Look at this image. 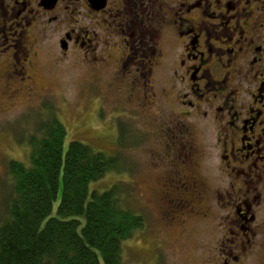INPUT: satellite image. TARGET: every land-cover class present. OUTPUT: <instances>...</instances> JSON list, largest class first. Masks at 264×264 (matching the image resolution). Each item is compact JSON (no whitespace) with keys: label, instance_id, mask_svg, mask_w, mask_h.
<instances>
[{"label":"flooded vegetation","instance_id":"obj_1","mask_svg":"<svg viewBox=\"0 0 264 264\" xmlns=\"http://www.w3.org/2000/svg\"><path fill=\"white\" fill-rule=\"evenodd\" d=\"M69 56L131 105L114 133L146 160L153 231L264 264V0H0L1 112L39 105L37 75Z\"/></svg>","mask_w":264,"mask_h":264},{"label":"trees","instance_id":"obj_2","mask_svg":"<svg viewBox=\"0 0 264 264\" xmlns=\"http://www.w3.org/2000/svg\"><path fill=\"white\" fill-rule=\"evenodd\" d=\"M40 129L26 133L28 164H7L11 192L0 223V264H125L122 241L142 220L123 206L118 183L102 192L91 188L118 158L78 140L64 149L67 132L55 116Z\"/></svg>","mask_w":264,"mask_h":264},{"label":"rangeland","instance_id":"obj_3","mask_svg":"<svg viewBox=\"0 0 264 264\" xmlns=\"http://www.w3.org/2000/svg\"><path fill=\"white\" fill-rule=\"evenodd\" d=\"M60 34L61 31L47 32L52 45ZM108 78L106 74L85 71L80 59L73 60L69 56L59 65L37 75L38 83L46 89L39 105L25 107L20 115V100L17 98L13 109L8 112L0 111V223L5 215L6 199L11 192L8 162L18 160L28 164L30 150L27 143L29 136L26 133L40 134V127L55 116L67 132L64 149L69 141L78 140L93 150L118 158L115 170L109 169L104 177L91 184V188L102 192L118 183L123 206L141 215H138L142 220L141 227L122 241V259L125 264H211L207 237L198 232L197 239L195 236L187 237L178 229L156 233L150 227V212L155 213L158 218L162 216L150 211V208L148 210L142 207L145 206V180L151 174L145 170L147 164L144 156L131 149L128 132L115 136L114 127L122 126V117L128 115L131 105L120 99L117 90L107 88ZM2 88L0 81V90ZM154 92L156 95L150 98L152 101L162 106L170 103L159 92V88ZM1 107H5L4 102L0 103ZM131 174L138 181L136 190ZM56 205L54 203V209ZM157 237L160 243H157ZM163 238H167L168 243L163 245Z\"/></svg>","mask_w":264,"mask_h":264},{"label":"water","instance_id":"obj_4","mask_svg":"<svg viewBox=\"0 0 264 264\" xmlns=\"http://www.w3.org/2000/svg\"><path fill=\"white\" fill-rule=\"evenodd\" d=\"M50 2L52 1V0H49Z\"/></svg>","mask_w":264,"mask_h":264}]
</instances>
